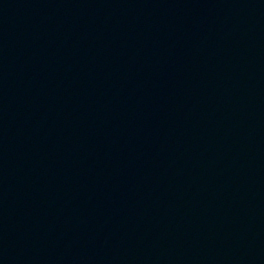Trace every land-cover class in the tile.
I'll use <instances>...</instances> for the list:
<instances>
[{
    "label": "water",
    "instance_id": "water-1",
    "mask_svg": "<svg viewBox=\"0 0 264 264\" xmlns=\"http://www.w3.org/2000/svg\"><path fill=\"white\" fill-rule=\"evenodd\" d=\"M0 264H264V0H0Z\"/></svg>",
    "mask_w": 264,
    "mask_h": 264
}]
</instances>
